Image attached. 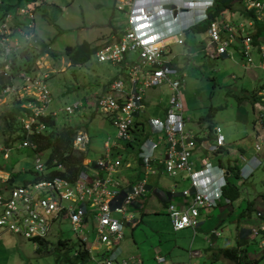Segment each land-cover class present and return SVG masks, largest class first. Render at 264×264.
Wrapping results in <instances>:
<instances>
[{"label":"built area","instance_id":"2783aa9c","mask_svg":"<svg viewBox=\"0 0 264 264\" xmlns=\"http://www.w3.org/2000/svg\"><path fill=\"white\" fill-rule=\"evenodd\" d=\"M243 1L247 8L253 9L262 23L263 40L257 44V65L264 69V0ZM212 4L213 0H120L116 7L122 9L127 17L122 33L118 39L104 42L95 50L97 60L123 66L122 74L112 77L95 98V107L108 116L115 128L114 138L111 141L104 140L101 156H83L72 177L57 171L63 170V163L55 155L45 160L35 155L32 171L39 177L21 184L0 186L1 229H8L26 238H45L50 234L53 223L66 220L78 237V249L73 251V256L83 250L84 259L95 260L96 264H142L137 255L120 254L116 243L122 237L123 225L132 220L129 208L145 195L146 181L140 177L122 189V182L117 177L121 158L111 155L110 149L116 148L118 140L130 142L134 139L135 118L144 111V92L161 83H165L170 91L165 113L162 118H147L152 134L140 136L137 155L147 170H152L151 161L157 159L164 172L175 174L180 170L186 171V177L190 179L188 186L178 192V198L165 204L172 228H194L198 224L200 209L210 208L221 199L229 201L222 194V187L226 183L222 167L213 166L205 155L199 159L201 168L191 171V154L196 141L184 128L181 72L163 56V40L172 37L180 42L181 38L177 35L181 27L160 32L153 20L158 17L159 24L164 15L173 18V11L175 16L182 11V7L199 8L193 20H208L207 32L215 51L227 54L226 45L234 36L230 32L236 31L242 57L245 63L253 65L251 36L243 31L241 22H223L219 26L215 20L208 18L207 10ZM20 13H26L25 7L20 8ZM25 16L28 18L26 26L17 29V33L9 11L0 17V57L5 61L0 66V95L19 100L22 108L15 120L23 131L20 145L33 148L36 146L35 137L44 130V119L55 117L57 110L50 107L52 97L46 84L48 73L38 71L34 58L30 68L35 71L31 73L22 69L15 72L7 69L13 53L26 45L37 47L34 34H30L33 29L29 23L32 17ZM220 29L229 32L226 38L220 37ZM21 40H25L24 44ZM13 65L18 66L16 62ZM257 95L264 102V80ZM78 107L79 102L74 100L62 109L73 112ZM212 134L213 140L205 146L208 152L215 151L224 142L218 126L213 128ZM87 140L85 132L75 130L71 146L83 151ZM255 147L258 145L255 144ZM7 150L8 146L0 143L2 157L7 156ZM246 171L242 174L246 175L249 172ZM169 192L173 193L172 190ZM255 214L261 221L253 225L250 232L262 236L259 243L264 245V214L259 209ZM92 222L93 230L92 226L88 230L87 224ZM88 231L93 233L90 240ZM154 258L157 261L163 259L159 254H155Z\"/></svg>","mask_w":264,"mask_h":264},{"label":"rangeland","instance_id":"374dc122","mask_svg":"<svg viewBox=\"0 0 264 264\" xmlns=\"http://www.w3.org/2000/svg\"><path fill=\"white\" fill-rule=\"evenodd\" d=\"M20 2L25 6V14L32 17L29 22L31 28L33 27L30 34H34L35 40L40 39L47 44L46 50L37 54L34 60L38 71H43L42 74L48 73L46 84L52 97L50 107L57 110L54 126H71L85 132L88 140L83 146V153L89 158H96L102 151V141L107 136L113 138L115 128L109 118L95 107V98L105 82L118 73L117 67L120 70L121 66L97 60L95 50L104 42H112V34L119 35L121 26L127 22L124 11L116 7L120 0ZM243 6L240 1L231 4L232 8ZM19 17L26 26L25 15L21 14ZM183 38V43L168 44L166 52L184 73L180 86L184 128L194 138L205 141L208 126L218 125L225 136L224 141H232L228 146L229 156L236 158L237 150L233 148L237 143H242L243 135L247 137L250 134L257 112L261 109L264 111V103L254 92L257 81L264 77V72L255 65L243 66V59L233 49L231 57L213 55L209 50H202L201 47L208 41L203 29L185 30ZM24 41L21 40L22 44ZM82 41L88 43L92 52L84 60L73 62L72 51L67 52L66 47H74ZM25 71L31 73L35 69L27 68ZM163 88L162 85L156 88L162 92V96L167 94ZM74 100L79 102L76 110L66 112L62 109L65 104ZM147 103L151 104L148 100ZM13 104L9 95H0V129L3 128V115ZM150 112L156 114L154 111ZM238 117L240 118L237 119ZM3 136H0V143L5 141ZM17 144L19 141L15 140L8 148L6 158L1 157L0 151V169L11 173L14 184H21L24 180L32 179L34 173L31 169L36 154L28 146ZM47 153L48 150H45L38 154L40 160H44ZM196 155L199 153L191 155V158L198 159ZM207 155L212 159V154ZM250 156V152H246L244 159H249ZM193 169L191 166V171ZM250 169L251 172L246 173L247 175L239 173L238 178L230 176L231 182L238 189L237 198L231 199L230 203L233 207L239 204V208L244 209L249 202L247 211L252 217L255 209L263 208L264 211V205L261 204L263 201L258 196L264 191V161L259 159V163ZM185 173L186 171L168 175L160 171L147 175L151 190L148 194L151 197L146 204L143 203L142 208L137 209L136 216L139 220L132 227L123 225L120 254H138L144 264H228L221 257L211 262L208 258L211 255L206 249L235 244L234 221L230 220L229 215L224 216L219 223V234L216 236H210L209 230L197 229L193 232L190 227L174 231L163 210L162 201L153 192V188L180 189L186 184L183 182L185 178L180 177ZM174 180H177L175 186ZM89 233L90 240L93 233ZM59 237L66 239L63 247L56 244ZM193 238L194 244H191ZM261 238L262 236L256 235L245 240L244 245L248 251L241 264H264V246L259 245ZM45 239L46 244L38 247L36 241L0 228V264H96L92 259L80 261L74 258L73 251L78 237L65 220L53 223L51 232ZM173 244H176L174 250L168 252ZM194 247H199L201 254L189 255L188 250ZM154 253L164 254L165 260L156 262Z\"/></svg>","mask_w":264,"mask_h":264},{"label":"crops","instance_id":"0c3cea01","mask_svg":"<svg viewBox=\"0 0 264 264\" xmlns=\"http://www.w3.org/2000/svg\"><path fill=\"white\" fill-rule=\"evenodd\" d=\"M20 1L21 0H1V3H0V17L3 15V13L5 11L10 12L12 22L14 23L15 33H17V29L24 27V25L21 23V18L19 16L21 14L23 15V13H20V8L25 7V6L23 4H20L21 3ZM236 1H240L244 6L232 8L231 4L233 2H236ZM198 11H199V8L187 9V8L182 7V11L180 13H177L175 16H174V11H173V13H172L173 18H171V17L169 18L166 15H164L163 16L164 19L161 20L159 24H157L158 17L153 19L154 22H156V26L158 27L160 32H163L164 29L165 30H171L172 28H176L178 26L181 27L180 33L177 35L178 37L181 38L180 42H176L174 40V38H172V37H167L166 39L163 40L164 41L163 42L164 43V46H163L164 58H166L172 65L176 66L171 61V58L167 56L166 46L170 43H183L184 42L183 34L185 33V30H188L190 28L191 29H203V30H205V33L208 37V41L206 44H204L201 47L202 50H206V51L209 50L208 52H210V54H213V55H224V56L228 55L231 57L233 54L231 49H233V50L237 51V53L243 59V63H242L243 66H246V65L251 66L250 64L245 63L244 58L242 57V54H241L240 48H239V46H240L239 36H238V33L236 31L230 32L234 36L226 45V48L228 51L227 54H225V53L221 54V53H217L215 51L213 44L210 42V37H209L208 32H207L208 20L205 19V20L197 21V22H195L193 20L196 18ZM207 11H208V18L215 20L219 26H221V24L223 22H227L230 24H237L239 22L242 23L243 31H246L251 36L252 46L250 48V53H251V56H252V59L254 62L253 65L257 66L259 69L263 70V72H264V69L257 65V62L259 60L258 45L257 44L263 40V37L261 34L262 23L256 17L253 9L247 8L245 5V2L243 0H228L227 6H225L223 9L217 10L214 8V6L212 4L208 8ZM209 12H212L213 14L210 13V15H209ZM26 19L28 21L27 17H26ZM123 26H124V24L120 28L121 31H122ZM157 27H155V28H157ZM121 31H120V34L122 33ZM228 33L229 32H227L223 29H220V37L221 38H226L228 36ZM120 34L119 35L112 34V40L118 39ZM33 47H35L34 49H36V46H33ZM253 54H254V56H253ZM114 65H120L121 69L119 70L117 67L118 73L111 76L105 82L103 89L105 88L106 84L108 83V81L112 77L119 75V73L122 74V67H123L122 64H114ZM29 68H30V65H29ZM183 75H184V73L181 72V80H182ZM263 80H264V77L260 78L257 81L256 88L254 90L255 94H257V90L260 87ZM159 85L164 86L163 89L165 92H167V94L165 93L164 96H162V92H160V90L156 89ZM103 89L101 91H103ZM169 92H170L169 88L167 87V85L165 83H161V84H158L156 86H152V87L147 88L144 92V111L142 113H140L139 115H137L135 118L136 123H135V127L133 129L134 139H132L130 142H128V141L122 142V141L118 140V142L116 143V148L114 146L110 149L111 155H113V156L118 155L121 158V166L119 167V171L117 172V177L120 178V180L122 182L121 183L122 189L125 188L128 184L132 183L133 181L139 179L140 177H144V179L146 181L147 187H146L145 195L143 196V198H141L140 201L135 202L128 210L132 214V220L129 221L128 223H125L124 225H128L129 227H132L139 220V218L136 216L137 209L142 208L143 203L146 204L147 199L149 197H151L148 194L151 190H150V184L147 181V175L148 174H155V173H158L160 171L164 172L162 169L161 162L157 159H153L151 161L152 170H147L142 166L140 159L137 155V150H138L137 141L141 140L140 139L141 135L150 136L152 134L150 131L149 125L147 123V118H149V117L162 118L164 116L165 108H166L167 103H168ZM153 93H155V94H153ZM147 100L149 102H151V104H148ZM182 105H183V103H182ZM150 111H152V112L154 111L156 114H151ZM239 118L240 117H238L237 119H239ZM52 119L55 120V117H53ZM184 119H185V117H184ZM17 126H19V124H17ZM215 126H218V125H212L211 124L208 126L207 131H206V140L205 141H200L199 139L195 138L196 146L193 149L191 155H193L195 153H199V155L195 156L198 159L193 160L191 158L193 161V163H192V166L194 168L193 170H199L201 168L199 159L206 155L208 160L211 162V164L213 166H220L223 168L225 175L229 171L227 168H229L230 171L232 172L231 175H233L232 178L233 177L238 178L239 173H244L246 170H247L246 172L249 171L247 173V174H249L251 172L250 167L255 166L257 163H259V159L264 161V111H263V109H261L260 112H257L256 118L252 122L251 130L249 131L250 134L247 137L243 135L241 137L242 143H237L236 146L233 148V149L237 150V157L236 158L229 156L228 146L232 144L231 143L232 141L225 142L224 141L225 136L223 135L221 130H220V133L223 136V141H224L223 144L220 145L215 151H211V152L207 151L205 146L208 144V142L213 140L212 139L213 138L212 130ZM63 127H66V126H63ZM19 128H20V126H19ZM22 132H23L22 130H19L18 135L15 139V140L19 141V144H17V146L20 145V137H21ZM2 134H4V133L0 129V136H3ZM114 134H115V132H114ZM6 136H7V134H5L3 137L6 139ZM113 138H109V136H107L104 140L111 141ZM15 140L4 141L3 145H5V146L7 145L9 148ZM104 140L102 141V151H101L99 156H101L104 152V147H103ZM255 144H257L258 147H255ZM21 146H23V145H21ZM25 146H27V145H25ZM28 147L30 149H32L36 155L43 153L45 150H48V149L37 150L36 149L37 145L33 148L30 146H28ZM160 148H161V146L157 149H160ZM246 152H250L251 156L249 159L245 160L244 158H245ZM207 154H210V155L212 154V156H213L212 159L210 157H208ZM49 156L50 155H49V151H48L47 156L45 158H48ZM83 156H85L84 153H83ZM99 156H97V157H99ZM1 157H2V155H1ZM2 158H4V157H2ZM45 158H44V160H45ZM33 162H34V160H33ZM32 165H33V163H32ZM240 166H242V167L240 168ZM31 170H33V169H31ZM237 170H238V172L236 174L235 171H237ZM0 172H1L0 173L1 185L9 186V185L14 184L13 183L14 179H13V176L11 175V173H9L8 171H3L1 169H0ZM179 172L182 173L183 171L182 170L177 171L175 174H177ZM33 173L35 174V172H33ZM166 174H168V173H166ZM175 174H168V175H175ZM34 177H39V176L33 175L32 179H34ZM180 177L182 179L185 178V180L183 182H186V184L182 187L188 186V184L190 183V179L188 177H186V174L184 176L180 175ZM229 180H232L230 176H229ZM24 181H26V180H24ZM175 185H177V180L173 181V186H175ZM180 189L170 188L169 190H162L159 188H153V192L162 201V204L164 207L163 210L165 212H166V209H165L166 202L169 200H176L178 198V192L180 191ZM170 190L173 191L172 194H170V192H169ZM222 194H223V197H227V198L230 197L231 198V196L229 194H227L224 190H222ZM237 196H238V191H237V195L235 198H237ZM258 196H260L261 200L263 201V202H261V204L264 205V197L262 196V192H260V194H258ZM230 198H229L228 202L221 199L219 202H217L214 206H211L210 208L200 209L198 224L194 228H192V227H190V228L192 229L193 232L197 229L209 230V232L211 233L210 236H216L219 234V231L217 229L219 223L224 218V216L229 215L230 220L234 221V232H235L234 241H235V244L231 245V246H224V247H231L238 254L241 255L239 260H238V263L230 260L227 257L222 256L219 253L220 248H223V247H217L216 249H213V248L209 249V247H207L206 252L211 255V257H208L211 262H213V260L217 261L221 257V258L226 259L228 261L227 262L228 264H232V262H233V264H241L243 261V258L246 257L247 251H248L246 249V245H244L245 240L248 237L252 238L256 235H259V234H252L250 232V228L253 225H257V223H259L261 221V218H259L255 214V212H254V214H255L254 216L251 217L249 215V211H247L249 209V206H250L249 202H247L245 204L244 209H243V207L239 208V204H237L236 207H233L230 203L231 202L230 200L233 198H231V199ZM256 210L257 209H255V211ZM260 210H262V212L264 214L263 208ZM166 214H167V212H166ZM263 217H264V215H263ZM168 218H169V216H168ZM169 221H170V219H169ZM91 226H92V230H93V222L91 224H89V223L87 224V229L91 230ZM170 226H171V229L174 231L182 229V228L173 229L171 222H170ZM186 227H189V226H186ZM122 237H123V234H122ZM194 238L191 241V244H194L193 243ZM209 240H210V238H209ZM119 243H120V240L117 241L116 246L118 247V250L121 253L122 250L120 249ZM174 245H176V244H173V246L168 250V252H170L171 250H174V247H175ZM259 245H260V243H259ZM77 246H78V242L76 243L74 251L76 249H78ZM262 246H264V245H262ZM181 250H183V246H181ZM188 253H189V255H199V254H201V250L199 249V247H194L193 249L188 250ZM128 254L137 255L140 258L142 264H144L142 257L138 254L124 253L122 255H128ZM155 254H159L163 257V259L159 260V261H157L154 258L156 262L159 263V262L165 260L164 254L154 253V255ZM218 254H220V256ZM83 260H85V259H83Z\"/></svg>","mask_w":264,"mask_h":264},{"label":"trees","instance_id":"16d2710c","mask_svg":"<svg viewBox=\"0 0 264 264\" xmlns=\"http://www.w3.org/2000/svg\"><path fill=\"white\" fill-rule=\"evenodd\" d=\"M227 3L228 0H213V6L217 10L223 9L225 6H227ZM210 13L213 14L212 12H209V15ZM35 44H38L36 49H34L35 47H33V45H26L17 53H13L10 58L11 62L7 63V69L15 72L17 71V69H22L25 71V69L29 68V65H31V60L37 54H39L43 50H46L45 47L47 48V44L43 40L36 39ZM66 48L67 52H70V50L72 51L71 58L73 62L84 60L92 52V50L88 47V43L86 41H82L74 47L67 46ZM15 62L16 64H18L19 67H15L16 65H13ZM4 64V59L0 57V66H3ZM12 67L15 68L12 69ZM13 103L14 104L11 106L9 111H7L2 117L3 128H1V130L4 134H7L5 141L15 140L20 130L19 126H17L15 117L16 114L20 112V109L22 107L19 105V100L14 99ZM44 121V130L41 134L35 137V141L37 143L36 149H48L50 156L55 155L57 159L61 160L63 163V170L57 171L59 173L67 174V176L72 177L77 171V168L79 167L80 159L83 157V152L81 150L75 149L71 146L72 135L74 134L76 129L71 126L56 128L54 126V120L52 118L44 119ZM227 169L229 171L225 175L226 183L222 187V190L229 194L231 198H235L238 189H236V186L231 182V180H229V176H231L232 172L229 168ZM237 172L238 170L235 171L236 174ZM262 196L264 197V192H262ZM29 239H31L32 241H36L38 243V247L45 245L47 241L45 238ZM56 244L58 247H63L66 244V239L59 237L56 239ZM219 253L222 256L227 257L237 263L241 256L231 247L220 248ZM84 257L85 253L83 250H79L78 253L74 255V258L79 259L80 261H82Z\"/></svg>","mask_w":264,"mask_h":264},{"label":"snow or ice","instance_id":"6c2138e0","mask_svg":"<svg viewBox=\"0 0 264 264\" xmlns=\"http://www.w3.org/2000/svg\"><path fill=\"white\" fill-rule=\"evenodd\" d=\"M141 27V26H140ZM144 27H146L145 25H144ZM138 30H139V28H138Z\"/></svg>","mask_w":264,"mask_h":264}]
</instances>
